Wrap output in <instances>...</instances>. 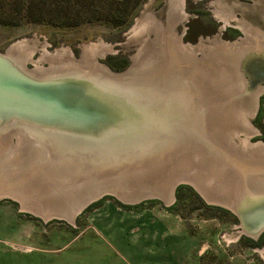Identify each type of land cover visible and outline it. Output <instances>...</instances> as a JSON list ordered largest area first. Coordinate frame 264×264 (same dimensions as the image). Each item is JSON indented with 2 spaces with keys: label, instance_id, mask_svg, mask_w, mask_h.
<instances>
[{
  "label": "rangeland",
  "instance_id": "1",
  "mask_svg": "<svg viewBox=\"0 0 264 264\" xmlns=\"http://www.w3.org/2000/svg\"><path fill=\"white\" fill-rule=\"evenodd\" d=\"M166 1L0 0V51H6L11 45L27 40V50L31 57H27L26 64L34 68L36 65L49 67L55 64L53 58L58 51L65 54L61 56L66 61L81 58L83 48L88 45L95 44L91 47L93 49H96V45H109L111 50L99 55V61L113 71L121 72L133 64L134 56L139 54L147 41L146 36L142 38L134 30L138 20L148 13L159 14L166 7ZM184 9L185 18L175 26V30L183 34V40L188 43L197 44L203 37L217 36L235 41L246 35L249 36V42H254L253 32L249 28L244 30L239 27L241 21L264 33V0H185ZM117 10L122 14L119 21L113 18ZM224 14L228 18L226 24L222 19ZM154 37L151 36L152 41ZM156 45L153 43L151 48L155 50ZM243 45L241 49H244ZM257 50V53L264 54V48ZM149 54L153 57V50ZM201 57L198 54V58ZM111 59L115 64L127 61V65L123 69H115L110 64ZM226 60L220 61L221 65L215 71L213 69L208 78L214 81L210 83L218 84L214 90L215 93L220 92L215 96L216 100L224 101L231 108L232 100L246 96L241 92L237 94V88L243 90L245 85L244 81L240 83L239 75L237 80H230L229 77L233 73L235 75V68L233 59ZM259 98L257 111L249 116L252 130L247 129L239 115L234 116V109L220 118L216 126L213 125L221 128L218 127L220 134L217 135L221 138L220 144L224 148H230V145L233 147L228 153H242L246 150L243 147L247 142L248 147L256 144L264 146V92ZM244 107L250 109L249 104ZM237 108L238 114L247 112L243 111L244 108ZM8 141L0 144V160L10 159L13 166L18 167L22 163L18 150L22 139L15 136L11 140L14 147ZM199 141L204 140L201 138ZM164 150L168 151V148ZM53 151L50 150V153ZM187 151L194 152L191 154L193 158L196 153L198 155L193 160V168L188 171L198 173L212 195L216 196L217 192L218 196L224 195V192L229 195L233 192L236 196L239 192L242 195L241 188H237L240 185L238 176L232 174L234 171L231 173L229 166L222 165L220 170L218 164L213 169L214 165L209 163L208 169H203L207 150L197 147ZM170 154L176 159L185 153L170 149ZM156 159H151L152 163L160 160V157ZM2 160L0 164L4 163ZM115 166H122V163ZM16 167L11 169L15 171ZM173 168H177L172 169L174 173L182 171L176 164ZM109 169L113 171L112 167ZM103 173L97 171L95 177ZM103 179L101 177L98 180ZM189 179L177 186L168 203L156 197L129 204L125 202L133 198V193L117 192L119 196L116 193L117 196L106 195L86 207L74 222L61 218L47 220L42 214L33 211L36 208H23L18 199L9 195L2 196L0 264H264V239L261 245L252 246L258 238H253L243 229L238 213L229 205L206 197L195 186L202 188L195 181L194 175ZM164 185L167 186L165 182Z\"/></svg>",
  "mask_w": 264,
  "mask_h": 264
},
{
  "label": "bare ground",
  "instance_id": "2",
  "mask_svg": "<svg viewBox=\"0 0 264 264\" xmlns=\"http://www.w3.org/2000/svg\"><path fill=\"white\" fill-rule=\"evenodd\" d=\"M166 3V7H164V9L159 12V14L148 13L146 16H143V18H140L138 20L137 24L134 27V30L136 34H139V36L141 35L142 38H145L146 36L145 39L147 40L141 48L139 54L134 56L132 69L135 68V72H137L138 74L133 75L129 70L128 75L122 74V76H126V79L123 80L121 79V77L116 79L117 85H113V88L117 91L122 90L126 92L127 96L131 97L132 99H135L139 96L142 98L149 97V95L155 94L158 98L157 104L160 105L159 109H161V119L165 118L164 115H166L167 112L170 117L177 118L179 122L185 121L188 124H193L189 126L191 135H188L187 132H181L179 134L176 133L172 137L169 136L170 134H168L167 132H163L162 134H160V136H158L161 140L159 143L160 149L157 153H154L151 156L161 158L163 155H165V153L170 151V149H173V152L185 153L182 154L181 157H177L176 159H174L173 162L175 161V163L172 166H168V169L170 167V172H173L172 169H174L173 167L175 164L176 167L180 166L182 171H179L178 174L174 173L176 175V178L183 181H190L189 178L194 175L195 181L199 183L202 188H199L196 184L195 186L204 195H206V197L223 202L224 204L229 205L228 207L238 212L239 205H236V203L234 202L235 200L232 201V199H236L238 202L239 198H242L246 194V192L247 194L249 193L248 189L245 186L240 189L244 193L243 195H240L239 192H237V196L234 195L235 193L233 194V192L230 193L231 195L226 194V192H224L225 194L221 196L220 194L219 196L217 195L219 192H217L216 196L212 195L209 190L210 188L206 186V183L204 182L202 177H200L199 174L194 171L193 173L192 171H188L189 169L193 168V160L198 155H196V153L193 158V155L191 154L194 152H189L187 150L197 147L201 150H207L208 155L206 157L208 158L205 157V167L203 169L207 170L210 166L209 163L214 165L212 166L213 169L219 166L218 164H220V170L224 165L229 166L231 169V173L232 171H234L232 174L238 176V181L241 180L240 178H242V174L236 169L235 166H231L228 163L220 161L221 151H223L224 153H228L230 149H233V147L230 145V148H224L222 144H220L221 138L217 135L220 134L219 130L221 128L218 126L220 128L219 129L218 127H214L213 125H215V123L220 118L225 117L228 112L234 109V116L237 117V115H239L240 120H242L246 124L247 129L252 130V124L249 120V116H253L257 111L260 99L259 96L264 92V85L262 84V82H264V54L256 52L258 51V48H264V33L259 31V29H257L256 27L254 28L250 24L241 21L240 26L238 24L237 25L239 27H243L244 30H247V28H249V30H251L253 32V35L255 36L254 42L251 40L249 42V36L246 35L244 38L241 37L236 42L235 46H240L232 47V45H229L230 43L228 42H221V38L217 36L215 38L208 37L206 39H202L199 44L191 46L190 44H185L183 41V35L178 34L175 30V26H177V24L183 21V19L185 18V0H167ZM162 14L163 16H161ZM225 15L226 14L222 15V19L226 24L228 22V18ZM242 32L244 31L242 30ZM152 35L155 36L153 41L151 39ZM251 42H253L254 45L256 44V46H254ZM153 43H157L155 50L151 48L153 46ZM241 44H244V49H241ZM93 46H95V44L91 46L88 45L86 48H83V55L81 58H74L72 60L66 61H63L64 56H61L62 54H65L58 51L57 54H55V59L53 58V60H55L56 62L55 64L49 67L36 65V67L32 68L33 70L31 72L36 75L53 77L54 80L56 78L66 76L65 74L69 73L72 74L71 76H75L76 74H80V76H82L81 74L86 73H94L93 76H102L105 73H109L108 66L100 62V58H98V56L104 55L105 53L109 52L111 50L110 46L96 45V49L91 48ZM148 46L150 47L147 48ZM28 47L29 46L27 40H22L11 45L6 51H3V53L12 55L13 58L16 59L18 65L26 66L27 57H31V55H29L28 53L29 51L27 50L29 49ZM152 50L154 52L153 57L151 56V54H149L150 52H152ZM254 51L256 53H254ZM31 52L34 51H32L31 49ZM198 52L203 53V56L201 58H194L189 56L190 54H192L193 56H197L196 54H198ZM245 55L246 58L244 59ZM228 58L233 59L232 62L234 63L233 66L235 68V75L233 73L229 78L230 80H237L239 78V75L240 83L243 84L244 81L245 86L243 90L238 87L237 94L241 92L240 94L246 95L244 97L242 96L236 101L232 100V102H230L231 108H228L224 101L216 102L217 100L215 96L220 92L215 93L214 90L218 87V84L210 83V81H214L209 80L208 78V75L213 71V69L215 71L217 66L220 65V61H227L226 59ZM27 67L29 66L27 65ZM94 70L95 72H93ZM205 74L206 76H204ZM247 78H249V80H247ZM215 82L219 83L220 81ZM119 84L123 87L118 86ZM211 89L213 90V92ZM249 98H251L250 102ZM246 104H249L250 109H246L244 107L246 106ZM237 106L239 107V109L241 108V110L244 108L243 111L247 112L238 114L236 112L238 111ZM200 123H202L203 125H201ZM205 126L207 127L209 136H206L204 138ZM189 127L187 126V129H189ZM198 128H201L199 129L200 131H198ZM14 131H11L6 135L0 129V144H3V142H7L8 140H13L15 136H17V138L19 139H22L21 142L19 141L20 145L18 149L21 155L20 157L22 163L21 165L16 167L17 165L13 166L10 159L5 161H3L4 159H1L4 163L0 164V197L5 195L12 196L21 202L23 208L31 209L34 207L36 209H33V211L37 214H42L47 220L56 214V216H63L67 218V220L74 222L75 219L73 217H67L71 213H73L72 211L74 209L73 204H71L73 202L72 198L74 197V195L72 196V185H76L81 179H86L87 177H81L83 176V174L85 175L88 172H76L75 170L78 168L79 164L74 163L70 166H64L62 165L63 163L61 158L60 161L57 156H54V154L53 157H51L49 152L50 150H54L53 153H56L58 156L60 155V152L63 153L61 151V148L56 149L55 144L52 143L51 140L49 141L43 138L44 140L41 141L39 139H41L40 137L42 136L36 137L34 135H31V137L29 138V135L27 134L26 137L28 139H26L24 130H21L24 134ZM201 138L202 141L204 140L203 142L199 141V139L201 140ZM189 140L192 141V143H189ZM208 141H214L217 146H215L214 148L210 147ZM172 142L173 145H166ZM204 142L206 144H204ZM10 143L11 146L14 147V143L13 145L12 141ZM57 144L59 143H56V145ZM223 144L225 143L223 142ZM247 144H245V147H243V149H246L243 150L245 152L242 151V153L240 154H242L245 158L264 162V149H262L264 148V146H262L261 144H256L250 145L248 147ZM164 148H168V151H165ZM46 151L48 152L49 156L45 153ZM235 152L239 153L238 151ZM52 158L59 160L57 161L55 168L53 165H51L52 163L50 162ZM151 159L153 158H150V160ZM120 161L118 163H122ZM183 162L185 163L181 165V163ZM155 163L157 164V166H159L157 162ZM151 164L153 163H150V165ZM261 166L262 167H260V169L264 170V164L261 163ZM15 167L16 169L15 171H13L12 169ZM99 171L104 172L106 170L102 169ZM110 171L111 170H109L108 173H111ZM92 173V176L96 178L95 172L93 171ZM258 173L263 174L264 171ZM129 176L130 175H127V177ZM171 179L169 177L168 181ZM117 181L118 180H116L115 183H117ZM57 182H59V184ZM250 184L251 186H253L252 180L250 181ZM244 185H247V183H244ZM117 187L120 186L113 187L114 190L112 191H115L113 193H116L118 196L119 194L117 192H129L127 191V189H125V187H120L119 189H117ZM240 187L241 182L239 187L237 188ZM91 190L92 188L89 187L82 193L85 192V194H89ZM251 192L253 196L252 202L255 203L256 201L258 204H264V192H262L261 194H257L253 191ZM158 194H161V197L167 202H170L173 197L172 191L169 193L167 192L166 185H164L163 189L161 188L160 191H158ZM120 196L121 198L126 200L123 195ZM63 200L65 201V204H63ZM58 201H62V203H56Z\"/></svg>",
  "mask_w": 264,
  "mask_h": 264
},
{
  "label": "water",
  "instance_id": "3",
  "mask_svg": "<svg viewBox=\"0 0 264 264\" xmlns=\"http://www.w3.org/2000/svg\"><path fill=\"white\" fill-rule=\"evenodd\" d=\"M108 69L109 73L104 72L102 76H93L94 73L71 76L69 73L54 80L53 77L34 74L32 68L18 65L12 55L0 51V129L6 135L15 130L25 133V137L27 134L29 138L31 135L42 136L41 141L43 138L51 140L56 149L61 148L63 152L59 151L61 157L50 153L51 157L54 154L59 160L61 158L64 166L79 164L76 172H88L81 177L86 179L72 185L74 209L67 217L75 220L92 203L106 195H116L112 191L115 186L132 191L133 198L125 203L135 204L156 197L163 199L158 191L163 189L164 182L167 192L174 193L183 181L168 169L175 159L170 151L156 161L161 168L156 163L145 164L152 163L150 158H157L151 155L160 149V134L167 132L174 136L187 132L191 135L189 126L193 124L179 122L167 112L161 119L155 94L132 99L126 92L117 91L113 85H117L116 79L120 77L126 79L129 67L121 73L109 66ZM204 129L205 138L209 134L206 126ZM173 142L166 145H173ZM208 142L212 148L217 146L214 141ZM45 153L49 156L47 151ZM59 160L52 158L51 165L55 168ZM119 161L122 166H115ZM127 162L132 165L127 166ZM110 167L113 168L111 175L108 173ZM102 169L108 170L97 178L92 176L93 171L96 174ZM100 176L104 179L98 180ZM169 177L172 179L166 182ZM89 187L92 188L89 194L82 193ZM251 189L241 198L237 216L243 229L257 239L264 232V204L252 202ZM52 218L67 219L56 214Z\"/></svg>",
  "mask_w": 264,
  "mask_h": 264
},
{
  "label": "flooded vegetation",
  "instance_id": "4",
  "mask_svg": "<svg viewBox=\"0 0 264 264\" xmlns=\"http://www.w3.org/2000/svg\"><path fill=\"white\" fill-rule=\"evenodd\" d=\"M202 39H206V38L203 37V38H201V40ZM238 40L228 41V40H224L221 38V42H224V43L228 42V43H230L229 45H232V46L236 45V42ZM200 41L197 44H199ZM184 43L188 44V45L190 44L191 46L197 45V44L188 43L185 41H184ZM198 54H201L203 56V53H201V52H198ZM198 54H196L197 56H193L192 54H190L189 56L196 58V57H198ZM193 65H194V62H193ZM220 65H218V67ZM132 67L133 66L131 65L128 70H130L132 72V74H138L137 72H135V68L132 69ZM216 69H218V68H216ZM216 102H223V101H216ZM236 154H238V155L231 154V153H224L223 151H221L220 161H222L224 163H228L231 166H235L236 169L242 174V178H240L242 181L239 180L241 182L240 188H242L243 186H245L247 189L253 188V190L251 189V191H253L257 194H261L262 192H264V173L263 174L258 173V172L264 171V170L260 169V167H262L260 161H255L253 159L251 160L250 158H245L243 155H241L239 153H236ZM262 164H264V163H262ZM251 180L253 181V186H251V184H250ZM242 182H243V184H242ZM244 183H247V185H244ZM240 198H239L238 202L236 199H232V201L235 200L234 202L236 203V205H239V203L241 202Z\"/></svg>",
  "mask_w": 264,
  "mask_h": 264
},
{
  "label": "trees",
  "instance_id": "5",
  "mask_svg": "<svg viewBox=\"0 0 264 264\" xmlns=\"http://www.w3.org/2000/svg\"><path fill=\"white\" fill-rule=\"evenodd\" d=\"M121 12L119 11V10H117V11H115L114 13H113V18H114V20L115 21H119V19L121 18ZM132 18H133V15L130 17V20L128 21V23L132 20ZM125 23V22H124ZM128 23H126L125 25H126V27H127V24ZM116 25H121V24H116ZM125 27V26H124ZM111 62H110V64H111V66L113 67V68H115V69H123V68H125L126 67V65H127V61H124L123 63H121V64H115V63H113V60L111 59L110 60ZM263 239H264V232L260 235V237L258 238V241H255V242H253L252 243V246H255V245H261L263 242Z\"/></svg>",
  "mask_w": 264,
  "mask_h": 264
}]
</instances>
